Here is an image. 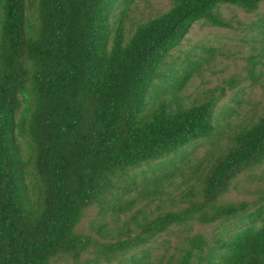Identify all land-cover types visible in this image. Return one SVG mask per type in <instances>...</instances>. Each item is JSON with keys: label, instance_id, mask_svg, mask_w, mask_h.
Instances as JSON below:
<instances>
[{"label": "trees", "instance_id": "obj_1", "mask_svg": "<svg viewBox=\"0 0 264 264\" xmlns=\"http://www.w3.org/2000/svg\"><path fill=\"white\" fill-rule=\"evenodd\" d=\"M263 2L0 0V264H264ZM228 7L257 15L246 75L189 100L208 60L174 52ZM246 81L258 112L218 108Z\"/></svg>", "mask_w": 264, "mask_h": 264}, {"label": "rangeland", "instance_id": "obj_2", "mask_svg": "<svg viewBox=\"0 0 264 264\" xmlns=\"http://www.w3.org/2000/svg\"><path fill=\"white\" fill-rule=\"evenodd\" d=\"M136 14L140 17L155 16L169 8V0H135ZM264 10V2L261 4L258 13ZM224 17L230 21L233 28L208 27L201 23L194 24L180 46L174 52L175 59H183L188 56L192 59L203 58L208 60L203 65L201 74L193 77L186 86L184 96L193 100L200 97L204 91L215 88L223 84V81L232 77L243 78L246 73L244 58L251 53L250 39L251 31L247 28L256 19L257 15L246 14L242 10L228 7L223 9ZM262 82L264 83V66L261 67ZM262 92L258 85H251L246 81L238 89L225 90L224 96L219 102L218 108L227 106L234 108L240 118H249L260 110L262 104ZM206 146H200L193 151L192 161L195 163L202 158ZM174 181H179L176 178ZM255 182L252 186L242 182V187L232 191L227 195V200L240 201L254 199L255 187L259 186ZM95 215L93 209H89L78 226V231L87 233L89 224ZM208 235L210 227L196 225L194 233ZM167 238V237H166ZM170 238V237H168ZM175 242V238H170ZM51 264H59L52 261Z\"/></svg>", "mask_w": 264, "mask_h": 264}]
</instances>
